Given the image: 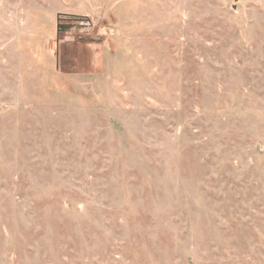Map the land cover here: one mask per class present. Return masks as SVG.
I'll list each match as a JSON object with an SVG mask.
<instances>
[{
    "label": "rangeland",
    "instance_id": "1",
    "mask_svg": "<svg viewBox=\"0 0 264 264\" xmlns=\"http://www.w3.org/2000/svg\"><path fill=\"white\" fill-rule=\"evenodd\" d=\"M0 264H264V0H0Z\"/></svg>",
    "mask_w": 264,
    "mask_h": 264
},
{
    "label": "trees",
    "instance_id": "2",
    "mask_svg": "<svg viewBox=\"0 0 264 264\" xmlns=\"http://www.w3.org/2000/svg\"><path fill=\"white\" fill-rule=\"evenodd\" d=\"M68 27H69V26H68L67 24H60V23L57 24V29H58V30H61V29L65 30V29H67Z\"/></svg>",
    "mask_w": 264,
    "mask_h": 264
},
{
    "label": "built area",
    "instance_id": "3",
    "mask_svg": "<svg viewBox=\"0 0 264 264\" xmlns=\"http://www.w3.org/2000/svg\"><path fill=\"white\" fill-rule=\"evenodd\" d=\"M83 24H84V25H85V24L87 25L88 22H87V21H80V25H83Z\"/></svg>",
    "mask_w": 264,
    "mask_h": 264
}]
</instances>
